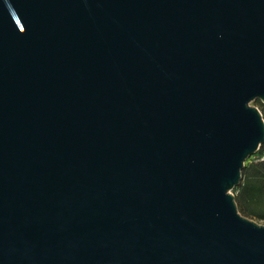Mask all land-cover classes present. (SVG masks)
Masks as SVG:
<instances>
[{
  "label": "water",
  "instance_id": "1",
  "mask_svg": "<svg viewBox=\"0 0 264 264\" xmlns=\"http://www.w3.org/2000/svg\"><path fill=\"white\" fill-rule=\"evenodd\" d=\"M256 100L264 0H0V264H264Z\"/></svg>",
  "mask_w": 264,
  "mask_h": 264
},
{
  "label": "trees",
  "instance_id": "2",
  "mask_svg": "<svg viewBox=\"0 0 264 264\" xmlns=\"http://www.w3.org/2000/svg\"><path fill=\"white\" fill-rule=\"evenodd\" d=\"M261 104L256 100L253 105ZM264 144L243 169L241 184L234 190L239 211L257 221H264Z\"/></svg>",
  "mask_w": 264,
  "mask_h": 264
},
{
  "label": "built area",
  "instance_id": "3",
  "mask_svg": "<svg viewBox=\"0 0 264 264\" xmlns=\"http://www.w3.org/2000/svg\"><path fill=\"white\" fill-rule=\"evenodd\" d=\"M256 107L260 110L262 117L264 119V103L261 101V104L256 105ZM260 160H264V156L261 157Z\"/></svg>",
  "mask_w": 264,
  "mask_h": 264
},
{
  "label": "rangeland",
  "instance_id": "4",
  "mask_svg": "<svg viewBox=\"0 0 264 264\" xmlns=\"http://www.w3.org/2000/svg\"><path fill=\"white\" fill-rule=\"evenodd\" d=\"M255 220V219H254ZM257 221V220H256ZM260 224H264V221H258Z\"/></svg>",
  "mask_w": 264,
  "mask_h": 264
}]
</instances>
